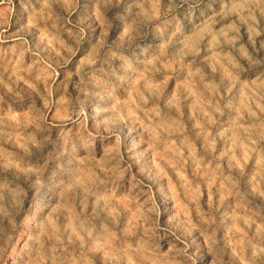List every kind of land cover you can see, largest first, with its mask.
Returning <instances> with one entry per match:
<instances>
[{
  "label": "rangeland",
  "instance_id": "obj_1",
  "mask_svg": "<svg viewBox=\"0 0 264 264\" xmlns=\"http://www.w3.org/2000/svg\"><path fill=\"white\" fill-rule=\"evenodd\" d=\"M216 1L0 0V264H264V0L174 38Z\"/></svg>",
  "mask_w": 264,
  "mask_h": 264
},
{
  "label": "bare ground",
  "instance_id": "obj_2",
  "mask_svg": "<svg viewBox=\"0 0 264 264\" xmlns=\"http://www.w3.org/2000/svg\"><path fill=\"white\" fill-rule=\"evenodd\" d=\"M262 7L261 0H218L206 12L196 16H188L186 18V28L189 35L177 38L179 33L176 31L174 32L175 41L182 42L185 38L192 40L203 32L201 41L209 44L214 38L213 33L217 32L221 35L230 33L226 29V26L222 25L223 22L230 18V15L235 17L238 23H243L244 25L243 18L249 17V10L261 12L263 11ZM216 27L218 28L217 30L215 29ZM139 61L143 62L144 58H141ZM263 81L264 75L261 73L257 75L253 84H260ZM15 256V252L12 251L11 258L16 260Z\"/></svg>",
  "mask_w": 264,
  "mask_h": 264
}]
</instances>
